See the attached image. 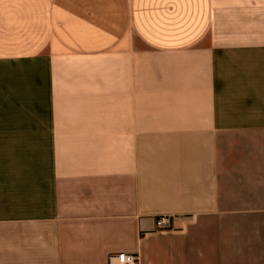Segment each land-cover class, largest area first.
<instances>
[{
    "label": "crops",
    "instance_id": "1",
    "mask_svg": "<svg viewBox=\"0 0 264 264\" xmlns=\"http://www.w3.org/2000/svg\"><path fill=\"white\" fill-rule=\"evenodd\" d=\"M252 218L264 0H0V264H179L188 226L227 261Z\"/></svg>",
    "mask_w": 264,
    "mask_h": 264
},
{
    "label": "rangeland",
    "instance_id": "2",
    "mask_svg": "<svg viewBox=\"0 0 264 264\" xmlns=\"http://www.w3.org/2000/svg\"><path fill=\"white\" fill-rule=\"evenodd\" d=\"M254 220L256 219H246L244 225L241 226H239V220L231 221L232 252L230 256L228 255L230 259L227 261L223 260L224 255H217L218 260L209 261L208 232L206 231L192 232L191 227L188 226L186 230L179 233L165 235L164 241L168 240L166 242L172 247L169 256H176L179 264H264V243L255 241L258 237H256V233L259 231L263 234L260 238H264V226H254ZM212 233L216 235L217 239L219 238L218 233L223 236L222 231H213ZM198 247L203 255L201 260L198 259Z\"/></svg>",
    "mask_w": 264,
    "mask_h": 264
},
{
    "label": "built area",
    "instance_id": "3",
    "mask_svg": "<svg viewBox=\"0 0 264 264\" xmlns=\"http://www.w3.org/2000/svg\"><path fill=\"white\" fill-rule=\"evenodd\" d=\"M172 225L173 219L169 216L161 217L157 221V227L161 231L170 229ZM139 261V256L122 253L119 255L110 256L108 259V264H138Z\"/></svg>",
    "mask_w": 264,
    "mask_h": 264
}]
</instances>
